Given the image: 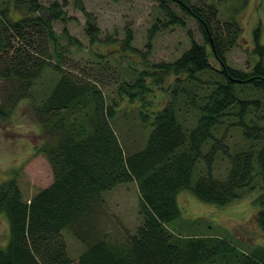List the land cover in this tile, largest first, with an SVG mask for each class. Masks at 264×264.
<instances>
[{"label":"trees","instance_id":"obj_1","mask_svg":"<svg viewBox=\"0 0 264 264\" xmlns=\"http://www.w3.org/2000/svg\"><path fill=\"white\" fill-rule=\"evenodd\" d=\"M154 1L158 11L148 27V47L159 31L184 26L185 15L196 20L202 40L190 36L175 59L135 68L133 80L118 82L121 97L142 100L135 110L151 124L146 142L126 149L116 127L117 101H108L100 85L101 74L110 71L109 59L91 47L98 73L81 71L68 54L82 41L67 27L54 29L56 20L67 19L66 1L0 0V77L14 83L5 96L12 104L1 105L0 115L32 96L44 67L58 73L34 105L48 137L37 150L47 157L53 180L30 197L15 176L0 180V214L9 225L0 264H69L67 232L84 244L77 264H264V243L244 245L231 234L200 230L207 218L184 217L178 201L184 188L225 205L261 187L253 204L264 231L262 24L253 28V61L242 67L228 52L243 32L242 14L250 0ZM74 5L86 16L90 45L115 41L123 45L122 56L137 52L131 28L121 39L102 35L84 0ZM114 63L119 69L121 62ZM170 73L175 78L167 100L148 107L147 79L159 83ZM234 131L241 138L231 144ZM220 160L226 162L222 172L215 170ZM130 181L137 183L142 223L125 241L113 240L101 219L102 194Z\"/></svg>","mask_w":264,"mask_h":264},{"label":"rangeland","instance_id":"obj_2","mask_svg":"<svg viewBox=\"0 0 264 264\" xmlns=\"http://www.w3.org/2000/svg\"><path fill=\"white\" fill-rule=\"evenodd\" d=\"M40 1L44 4L49 3V0ZM65 1L67 19L56 20L54 29L61 32L64 27H67L71 34L82 41L81 48L72 46V52L68 54L72 61L79 65L81 71L85 69L88 73H98L96 57L91 47L104 52L105 59H109L110 71H104V74H101L100 85L108 101L112 99L117 101L116 127L119 130L120 139L126 149L141 147L146 142L147 132L151 127V124H146L140 117V113L135 110L141 105L142 100L139 98L131 100L127 95L121 97L116 86L123 79L133 80L135 68L142 69L155 61L178 57L189 46L190 36L202 40L196 20L185 15L184 26L171 24L169 28L159 31L148 47V27L155 20V12L158 11L157 2L154 0H84L87 10L97 18L102 35L111 33L121 39L126 29H132L133 45L137 48V52L127 54L125 51L122 56L120 53H122L123 45L118 42H107L99 46L90 45L85 33V14L74 5V0ZM242 21L243 32L237 44L229 50L228 57L235 65L248 67L254 57L250 51L254 43L253 28L258 23L262 24L264 39V0H250L243 11ZM144 52L145 57L142 55ZM119 61L121 62L119 69L114 68V62ZM92 73L90 75L93 76ZM57 76L55 69L44 67L32 87V96H24L14 105L9 114L0 115V180L15 176L26 197H30L53 180V171L47 157L37 150L48 137L34 113V105L48 92ZM174 78V73H170L159 83H156L153 76L147 79L149 89L146 91L145 98L151 103L148 107L167 100L170 83ZM13 85V82L0 77V106L4 103L12 104V101L5 100V96ZM240 138V133L234 131L229 140L232 144ZM224 166L226 162L220 160L215 164V170L222 172ZM260 188L257 187L240 199L225 205L203 201L184 188L178 193V201L184 217L207 218L209 222H204L200 230L231 234L244 245H254L264 243V231L257 226L255 220L258 207L253 204L254 198L260 194ZM102 195L104 203L101 219L105 221V233L113 240L125 241L127 236L135 233L137 226L142 223L137 183L130 181L118 184ZM208 223L213 225V228L207 227ZM8 236L7 219L4 214H0V244H5ZM65 236L67 250L71 257L69 264H77L84 244L68 232Z\"/></svg>","mask_w":264,"mask_h":264}]
</instances>
